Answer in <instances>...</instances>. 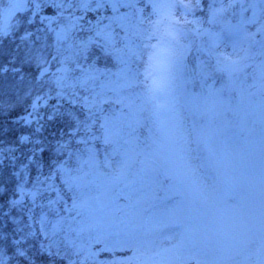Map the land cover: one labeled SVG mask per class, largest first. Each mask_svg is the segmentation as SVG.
Here are the masks:
<instances>
[{
	"label": "snow or ice",
	"instance_id": "snow-or-ice-1",
	"mask_svg": "<svg viewBox=\"0 0 264 264\" xmlns=\"http://www.w3.org/2000/svg\"><path fill=\"white\" fill-rule=\"evenodd\" d=\"M0 21V114L30 101L0 264H264V0H0Z\"/></svg>",
	"mask_w": 264,
	"mask_h": 264
},
{
	"label": "trees",
	"instance_id": "trees-1",
	"mask_svg": "<svg viewBox=\"0 0 264 264\" xmlns=\"http://www.w3.org/2000/svg\"><path fill=\"white\" fill-rule=\"evenodd\" d=\"M27 103H30L29 100H24L21 102V106L15 108L10 115H2L0 114V126L3 127H11L12 131L9 132L7 135L4 134V132L2 130H0V145L5 144V142L7 141L8 138H12L15 139L16 135H17V128L19 125H16L14 123H12L13 121L17 120V118L20 115L24 114L23 108L24 106H26ZM47 134V133H45ZM34 172V170H33ZM12 174V169L5 167H0V183H3V187L0 186V189L2 188L3 191H0V193H3L5 189L8 190V192L10 193L12 188H13V179L10 180L8 179L6 176L11 175ZM0 184V185H1Z\"/></svg>",
	"mask_w": 264,
	"mask_h": 264
},
{
	"label": "rangeland",
	"instance_id": "rangeland-1",
	"mask_svg": "<svg viewBox=\"0 0 264 264\" xmlns=\"http://www.w3.org/2000/svg\"><path fill=\"white\" fill-rule=\"evenodd\" d=\"M3 22H5V21H0V23H3ZM12 22L15 23V20H13ZM0 103H2V100H0ZM17 119H18V118H17ZM28 130H29V129L21 128L20 131H28ZM18 135H19V134H17V136H18ZM15 137H16V136H15ZM12 141H13L12 138H8V139H7V142H6L4 145L0 146V161H2V162H0V167H1V166H4V165H7V166H9V167H12V164L9 162V161H11V153L7 152V149H8L9 147H15V145L12 144ZM30 147H31L30 144L23 145V146H19L18 150L16 151V155H17L18 157H20L19 160L15 161V163H19L18 166H17V169H19V167H20V165H21L22 163H25V162H26L25 159H24V157L21 155V153H22V152H23V153H27V151H28V149H29ZM5 156L8 157L7 160L4 159ZM106 258H110V257L107 256V254L101 256V259H106Z\"/></svg>",
	"mask_w": 264,
	"mask_h": 264
}]
</instances>
